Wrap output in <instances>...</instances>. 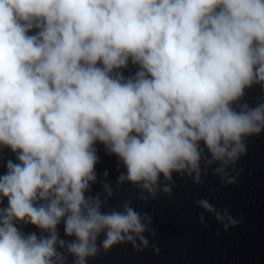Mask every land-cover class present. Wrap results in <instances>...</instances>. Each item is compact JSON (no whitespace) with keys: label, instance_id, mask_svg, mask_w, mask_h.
Instances as JSON below:
<instances>
[{"label":"clouds","instance_id":"clouds-1","mask_svg":"<svg viewBox=\"0 0 264 264\" xmlns=\"http://www.w3.org/2000/svg\"><path fill=\"white\" fill-rule=\"evenodd\" d=\"M129 61L138 70L126 78ZM254 84L264 86V0H0V148L18 161L0 175V264L146 249L150 216L129 203L102 211L99 195H85L94 145L118 157V182L141 199L170 195L173 173L199 184L213 164L235 183L228 169L245 137L264 131V103L234 107ZM196 203L225 230L237 223ZM61 221L74 240L59 237ZM21 222L47 235H25Z\"/></svg>","mask_w":264,"mask_h":264}]
</instances>
